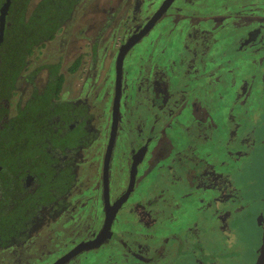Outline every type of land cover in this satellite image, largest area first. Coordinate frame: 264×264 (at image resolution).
<instances>
[{
    "label": "flooded vegetation",
    "instance_id": "1",
    "mask_svg": "<svg viewBox=\"0 0 264 264\" xmlns=\"http://www.w3.org/2000/svg\"><path fill=\"white\" fill-rule=\"evenodd\" d=\"M164 1L108 3L107 8L100 10L104 18L97 26L82 21L75 29L78 45L70 62L65 63L64 57L47 62L58 63L59 73L63 75L58 99L86 107L87 141L77 148L71 140L67 153L55 146L59 145L57 141L48 145L42 142L39 179L25 169L11 183L8 211H14L22 203L24 211L35 214L20 221V228H12L7 237L0 236V264H222L227 261L232 264L239 254L255 260L262 231L258 218L264 215V153H258L261 147L256 145L251 121L247 125L252 106L246 104V99L255 86L259 89L257 98L264 99V85L260 83L263 78L255 77L253 72V67L263 69L264 64L258 55L247 50L254 45L258 53L264 47V0H219L217 8L204 5V0H171L141 33ZM83 5L84 2L80 6ZM76 14L75 7L72 20ZM67 22L63 35L56 39L57 44L65 43L66 37L71 36L75 22L69 26ZM154 29L156 34L135 54L136 63L129 73L136 74L137 97L131 106L132 97L126 95L124 105L128 110L121 116L125 57ZM170 29L184 32L190 41L178 49L176 59L168 56L167 49L164 53L165 45L157 47L156 44L157 32ZM107 34L115 47V58L112 70L107 72L112 81L105 88L99 66ZM130 38L133 43L123 56L114 138L104 174L114 117L116 61L120 47ZM221 38H232L234 44H222L220 50H215L214 44ZM153 47L157 48L155 54ZM227 49H232L235 56L244 57L240 61L247 63L249 73L238 78L245 85L232 95L229 113L224 112V117L216 119L209 113L210 103H206L207 94L201 87L211 89L225 79V74L231 75L236 61L227 55ZM47 63L33 66L30 60L27 74L21 77L23 89L17 82L16 93L5 103L6 117L13 116L33 90L44 86L48 75L42 66ZM177 67L182 68V79L171 76ZM72 78L78 91L72 90L67 82ZM26 85L30 86L27 94L24 93ZM186 106L190 107L192 116L179 129L186 137L179 147L176 140L170 139L167 129L171 134L173 118ZM235 106L241 108L238 117L233 115ZM141 110L143 113L139 115ZM67 113L74 116L77 112ZM255 113L256 119L260 118ZM83 118L79 116L62 126L72 130ZM222 119L224 128L220 126ZM243 119L246 124H239ZM98 132L104 136L102 143L92 140ZM132 137L135 141L128 144L127 140ZM125 139L124 144L128 145H123ZM207 141L211 143L209 149ZM14 146L13 142L9 149L11 155L15 154ZM96 146L103 153L102 172L83 174L81 163L87 160L84 161L88 150ZM116 150L117 161L123 157L120 166L111 165ZM14 160L24 162L15 155L11 161ZM254 163H259L256 170ZM222 166L229 167L230 171ZM250 167L252 175L248 179L245 172ZM37 189L38 203L29 207L31 204L25 198ZM93 210L98 213L94 220ZM111 210L108 230L101 236L107 212ZM207 214L209 225L213 223L218 234V243L212 248L203 235ZM195 216L198 218L194 219ZM246 224L255 228L254 241H258V246L253 247L254 242L251 246L248 238L243 241L239 235V228ZM174 226L182 229L175 231ZM234 229L237 234L232 232ZM60 232L68 235L65 241L57 239ZM208 239L210 242L211 238ZM254 260L246 264H253Z\"/></svg>",
    "mask_w": 264,
    "mask_h": 264
},
{
    "label": "trees",
    "instance_id": "2",
    "mask_svg": "<svg viewBox=\"0 0 264 264\" xmlns=\"http://www.w3.org/2000/svg\"><path fill=\"white\" fill-rule=\"evenodd\" d=\"M80 0H38L29 10L31 0H11L0 44V236H8L13 229H19L21 222L35 214L24 211L20 203L9 212L8 190L12 182L27 169L39 179L41 143L58 142L62 153L68 151L71 140L77 148L86 144L87 130L84 125L86 107L81 103H71L58 99L63 75L58 63H47V81L40 89L30 93L17 112L6 117L7 101L16 93L18 80L27 74L29 62L35 53L40 52L48 41L56 37L62 26L72 18L76 4ZM3 0H0V6ZM39 69V68H38ZM37 71V70H35ZM75 105L69 106V105ZM71 110L77 113L68 114ZM83 116L72 130L66 129L67 122ZM59 133V135H58ZM15 143V157L22 161H11L9 149ZM56 142V143H57ZM25 143V145L18 144ZM22 145V147H21ZM52 147V146H51ZM17 174V178L11 176ZM37 189L29 192V207L38 203ZM27 206V204H25ZM22 208V209H21ZM13 222V224H9ZM13 225V226H12Z\"/></svg>",
    "mask_w": 264,
    "mask_h": 264
},
{
    "label": "rangeland",
    "instance_id": "3",
    "mask_svg": "<svg viewBox=\"0 0 264 264\" xmlns=\"http://www.w3.org/2000/svg\"><path fill=\"white\" fill-rule=\"evenodd\" d=\"M114 0H81L76 8H77V14L76 17L71 21V22H67L68 26L71 25L72 23L73 26L71 27V36L70 37H66V42H60L59 44H57L56 39L57 37H59L60 35H63V29L65 28V25L63 26L62 30L57 34V36L55 37L54 40L49 41L46 43V47L42 50L41 53L37 52L35 53V55L32 56V63L33 66H37L40 62L42 63H47V62H52L54 60H58L60 57H64V62L68 63L70 62L71 57L74 55L73 51L76 49L77 45H78V40L75 38V29L78 27V25L82 22V21H89V23L92 26H97L104 18V13L102 11H100L102 8L105 9L107 8L106 6L108 5V3H112ZM84 2L83 6H80L81 3ZM146 2V1H145ZM209 4L214 8L219 7L218 3H220L219 0H204V5L205 4ZM80 4V5H79ZM34 5L33 0H31L30 4H29V9L32 8V6ZM162 25V24H161ZM160 25V29L161 30H165V27H161ZM168 26V25H167ZM156 30L154 29L152 30L147 36H145L137 45H135L133 48H131V50L129 51V53L126 55L125 60H124V86H123V91H122V104H121V116L125 115V111L128 110L126 109V106L124 105V100L126 98V95H130V97H132L131 101V106L134 105L133 100L137 97V94L134 92V87H135V78H136V74H132L129 73V71H131L132 67L135 65L136 63V53L138 52V50H140L149 40V38H152L154 36V34H156ZM157 47L159 46H164V53L167 49L168 53H169V57H173L176 59L179 54H178V49L181 48L184 45V42L186 41L187 43H190V41L185 37L184 32L180 31V30H172L170 29L169 31L163 32L161 33V31L157 32ZM224 44L226 45H231L234 44V41L232 38H224V40L218 39L217 42L214 44L215 46V50H220L219 48L223 47ZM259 45V42H256V46ZM105 52L104 54L101 52V58L100 61L102 60V62L100 63L99 66V72H100V77H101V82H102V87L107 86L108 81L111 80V78L109 77V73H107L108 71H111L113 68V62H114V58H115V47L112 44V40L109 36V34H107L106 37V44L105 46ZM255 46L252 45L248 48V52L252 53V55H258L261 58V62L264 64V47H262L258 53H256L255 51ZM142 50V49H141ZM229 50V55L230 58L233 57V59L236 61V65L232 68V73H230V76H227L226 74L225 79L217 82L215 85L211 86V89H205L203 87H201L202 91H205V93L207 94L206 97V103H210V105H208L210 111L209 113H211V116L213 118L219 119L221 117V115L224 117V112L226 114L229 113V109H230V105L233 102L232 99V95L238 90V88H240V86H244L245 85V81L239 82L238 78L241 76L244 77L249 73V66L247 65V63H245V61L241 62L240 60L243 59L244 57H239L235 56L232 49H227ZM182 51V50H181ZM184 52V51H183ZM182 52V55L184 58H186L184 56ZM187 52V51H186ZM153 53H157V48L153 47ZM188 54V53H187ZM248 55V54H247ZM246 56V55H244ZM238 57V58H235ZM182 61V60H181ZM98 62V61H97ZM180 62V61H178ZM177 62V63H178ZM238 64H242V67H239ZM181 66H183V63H180ZM128 69L127 73L126 70ZM177 69V71H176ZM182 68L177 67L174 68V72L172 73L171 76L173 77H178L180 79L183 78L182 77ZM185 71V69H184ZM225 72V70H224ZM253 72H254V76L255 77H259V75L263 78L260 80V83L262 85H264V68L260 69L258 67H253ZM186 73V71H185ZM175 75V76H174ZM236 77L237 80L233 81L232 79L229 80V78H233ZM43 78V74L41 76V79ZM178 79V80H179ZM39 81V80H38ZM98 83L99 81L96 80ZM112 81V80H111ZM40 82V81H39ZM67 82H69L70 88L74 91H78V86L76 85V81L72 78V80H68ZM24 83L22 81V79L20 78L18 81V86L20 88L23 89L24 87ZM105 85V86H104ZM30 89L29 85H26V91L24 93H28ZM258 87L255 86L253 88V91L251 92V94L247 97L246 99V104L251 105V113H250V118H246L247 121V125H251L250 121L255 129V137H257L256 140V145H259L261 148L258 149V153H260V155L262 153H264V99H258V95H257V91H258ZM95 96V95H94ZM93 97V94H92ZM129 97V96H128ZM130 101L128 99V104H130ZM107 103V101H106ZM229 106V107H228ZM128 108V107H127ZM131 108V107H130ZM133 108V107H132ZM234 111H233V115L237 114V117L239 116V112L241 110L240 107H233ZM106 109H107V105H106ZM262 109V110H261ZM254 111V112H253ZM260 118L256 119V113ZM139 115H141L143 113V110L138 111ZM147 112V111H146ZM148 113V112H147ZM223 113V114H221ZM149 114V113H148ZM220 114V115H218ZM192 116V112L190 110V107L186 106L185 108H183L179 114H177L174 118H173V122H172V128H171V134L169 131V128L167 129V133H169L170 135V139L173 141H177V146L182 147L183 144L186 141V137L185 135H182L179 132V129L182 127L183 124H186L190 121V118ZM249 116V115H248ZM245 117V116H243ZM123 118V117H122ZM260 119V121L258 120ZM122 120V119H121ZM245 119H243L242 121H239V124L245 125L246 124ZM259 123H258V122ZM257 122L256 128L254 126V124ZM224 124L225 122L222 119V122L220 123L221 128H224ZM99 133V132H98ZM96 140H99L101 143L104 141V136L103 134H95V136L92 138ZM98 138H102V139H98ZM126 141V139L123 142V145H128L129 142H133L135 141L134 137H132L131 139H128L127 142L128 144H124ZM119 142V140H118ZM206 146L209 149L211 147V143L209 141L206 142ZM117 148V146H116ZM117 150L114 153V157L112 160V166L113 164L116 166H120L121 163L120 161L123 159L119 158L117 161V157H115ZM222 155V152H221ZM87 159V160H86ZM102 159H103V153H102V149H98L97 150V146L93 149H89L84 161L81 163V172L83 174H91V175H95L96 173H101L102 172ZM225 167V166H224ZM254 169H258L259 167V163H254L253 165ZM227 170L230 171L229 167H225ZM222 166V169H225ZM251 168H248V171H246L245 173H247L248 175V179L249 177L252 175L251 172ZM111 174L114 173L113 168L111 167ZM115 173H117L115 171ZM245 175V177H247ZM114 177V175H113ZM243 182H247L243 181ZM209 193V192H206ZM93 220H94V215L97 216L98 213H95L96 210H93ZM191 217L194 216L193 213L190 214ZM198 218V216H195L194 219ZM98 220V218L96 219ZM95 220V221H96ZM213 223L211 225H209L208 223V214H207V224L205 225L204 231H203V235H206V239H207V245L210 246L211 248L216 246V244L218 243V234L215 233L214 228H213ZM175 228V226H174ZM182 227L176 226L175 231L181 230ZM77 230L79 231V228H77ZM230 231V230H229ZM234 234H237V229H234L232 231ZM70 235V234H69ZM239 235L242 237L243 241H245L247 238L249 239V242H251V246L253 244L258 246V241H254L255 240V228L250 224H246V225H241V227L239 228ZM67 234H65V232H60L59 234L56 235L58 240L61 241H65L67 239ZM224 234H221V238H223ZM66 238V239H65ZM211 238L210 242L208 241ZM57 242V240H56ZM253 259H249L248 255L247 257L244 255L239 254L238 255V259L235 260L232 264H246V262L249 261V263H251L254 260V257H252ZM222 264H230L228 261L224 262Z\"/></svg>",
    "mask_w": 264,
    "mask_h": 264
},
{
    "label": "water",
    "instance_id": "4",
    "mask_svg": "<svg viewBox=\"0 0 264 264\" xmlns=\"http://www.w3.org/2000/svg\"><path fill=\"white\" fill-rule=\"evenodd\" d=\"M170 1L171 0H165L163 2V4L158 9V11L151 18V20H149L145 24L144 28L141 30V33H144L148 29V27H150L152 21L158 17V15L161 13V11L167 5H169ZM10 2H11V0H4L0 6V44L2 43L3 38H4V29H5V25H6V15H7L8 9H9ZM131 38L125 44H123L120 47V50H119V53L117 56V61H116V79H115L116 92H115V101H114V115H113L114 117H113V126H112V130H111L109 146H108V150H107L106 157L104 160V174L107 173V164H108V160H109L110 148H111V144H112V141L114 138L115 123H116V118H117L116 113H117L118 98H119V94H120V90H121L122 61H123V56L125 54V50L133 43ZM131 178H132V176H131ZM112 215H113L112 210L107 212L106 220H105L106 222H105V225L103 227V232H102L101 236L104 235V233H106V231L108 230V227H109L108 223L110 222ZM258 224L261 225V228H262L261 240H260V244L258 247V252H257L256 258H255L253 264H264V215H261L258 218Z\"/></svg>",
    "mask_w": 264,
    "mask_h": 264
}]
</instances>
